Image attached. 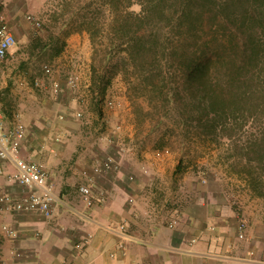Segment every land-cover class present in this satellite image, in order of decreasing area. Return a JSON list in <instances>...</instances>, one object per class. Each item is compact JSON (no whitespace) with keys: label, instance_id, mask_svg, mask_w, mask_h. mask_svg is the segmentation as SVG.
<instances>
[{"label":"rangeland","instance_id":"rangeland-1","mask_svg":"<svg viewBox=\"0 0 264 264\" xmlns=\"http://www.w3.org/2000/svg\"><path fill=\"white\" fill-rule=\"evenodd\" d=\"M9 4L16 10H1L9 25H15L16 42L0 66L27 82L17 96L26 95L29 88V93L35 91L53 105L45 118L57 128L44 132L41 139L67 140L69 149L61 152L62 160L73 162L81 141L92 151L89 165L113 156L122 176L131 181L141 174L147 177L137 198L139 206L147 207L149 174L159 169L156 151L167 148L163 161L168 164L162 169L183 179L173 200L167 196V185L157 186L161 206L157 215L164 224L173 208L186 211L195 191L209 188L228 197L236 226L244 220L247 228L245 210L252 213L253 205L240 203L248 197L245 188L233 186L229 194L221 188L245 182L251 192L264 196V0H9ZM124 17V28L113 23ZM120 33L141 36L144 48L137 64L125 58L122 48L110 51ZM45 64L52 68L48 75ZM71 74L79 78L74 88L66 84ZM55 81L61 86L58 93L52 91ZM106 98L118 103L107 108ZM12 105L13 101L6 105L9 115ZM61 126L69 132L61 131ZM116 172L96 177L97 181L109 187ZM260 261L264 264V257Z\"/></svg>","mask_w":264,"mask_h":264},{"label":"crops","instance_id":"crops-1","mask_svg":"<svg viewBox=\"0 0 264 264\" xmlns=\"http://www.w3.org/2000/svg\"><path fill=\"white\" fill-rule=\"evenodd\" d=\"M11 6L9 0H0V9H14ZM11 28L15 33V25ZM26 83L20 77L11 75L9 69L0 66V109L7 123L16 114L20 117L26 128L21 153L45 165L54 181L59 201L55 205V219L51 221L38 212L0 214L2 264H109L108 252L114 248L118 238L105 227L120 222H125L127 230L141 240L127 241L128 256L121 264H262L264 196L251 192L245 182H238L237 185L230 182L221 188L229 194L234 192L233 186L241 185L248 197L240 195L243 198L240 203L244 207L245 204L246 207L253 205L252 213L245 210L249 224L242 240L236 236L238 232L230 200H227L228 197L225 200L209 188L195 191L186 211L172 209L179 212L178 226L169 228V218L164 224L157 215L161 207L155 195L157 186L167 185V196L171 195L170 199L173 200L178 192L176 185L183 179L181 174L172 172V176L170 171L163 170L168 164L165 161L157 164L159 169L155 170V174H149V185L152 186L149 188L151 201L147 207L137 204L142 185L149 182L147 177L141 174L131 181L126 175L122 176L120 166L118 172L111 175L109 187L101 186L94 177L93 189L97 192L102 190L105 197L86 206L76 191H70V188L75 182H84L86 176L92 173V163L89 165L92 151L81 141L74 149L73 162L68 164L61 157V152L69 149L67 140L60 141V136H57V142L42 141L44 132L57 128L45 118L53 111V105L41 94L35 91L34 94L29 93V88L24 92L26 95L17 96L21 85ZM10 101H13L10 106L13 109H9V115L6 105ZM69 130L61 126V131ZM14 170L11 162L0 160V192H19L20 187L8 178ZM227 179L233 180L231 176ZM143 212L146 215L143 216ZM3 226L11 228L15 235L6 236ZM79 236L81 240L86 238L80 251L75 249Z\"/></svg>","mask_w":264,"mask_h":264},{"label":"built area","instance_id":"built-area-1","mask_svg":"<svg viewBox=\"0 0 264 264\" xmlns=\"http://www.w3.org/2000/svg\"><path fill=\"white\" fill-rule=\"evenodd\" d=\"M27 19L34 25L40 26V22L32 16ZM16 38L13 29L9 25L7 18L0 9V60L6 58L15 45ZM45 74H50L52 68L50 65H44ZM78 76L71 74L66 79V84L74 88L78 85ZM61 89L60 84L55 81L52 84V91L58 93ZM118 102L111 98H106L104 104L107 108H113ZM26 136V128L18 114L11 122L7 123L0 109V160L11 162L15 170L9 174V180L20 187L19 192H0V214L13 212H38L47 221L55 219V205L59 201L54 190V181L50 177L45 165L33 160L21 153V147ZM167 148L157 150L156 156L159 159L158 164H162L163 156L168 154ZM92 173L86 176V180L77 185L76 191L80 199L86 206H91L94 201H102L105 194L102 190L95 191L94 177L104 176L110 171L118 168V163L113 156H107L101 161L92 164ZM202 182L205 179H201ZM131 200V199H129ZM179 223V212L174 210L168 221V227L173 228ZM105 229L116 235L117 242L108 252L109 264H121L128 256L127 241H141L140 238L132 235L125 222L117 225H108ZM2 230L6 236L15 235L14 231L8 226H3ZM246 230L244 220L239 221L237 225L238 237L242 238ZM86 238L75 244V249L80 251L85 245Z\"/></svg>","mask_w":264,"mask_h":264},{"label":"trees","instance_id":"trees-1","mask_svg":"<svg viewBox=\"0 0 264 264\" xmlns=\"http://www.w3.org/2000/svg\"><path fill=\"white\" fill-rule=\"evenodd\" d=\"M118 23L117 25H119L120 28H124V26H126L127 23V18H114L113 19V23ZM118 27V28H119ZM140 35L136 34L134 36L129 35V34H125V33H120V34H116L115 38L112 41V46L110 48V51L113 53L114 50L118 49V48H122L123 51L125 52V58L132 59L136 64L139 61V58L142 57V48H144V45L141 46L140 45ZM198 69V68H197ZM200 69L196 70L197 72ZM99 86H97L98 89ZM91 91L95 92L96 91V83L93 81L92 85H91Z\"/></svg>","mask_w":264,"mask_h":264}]
</instances>
